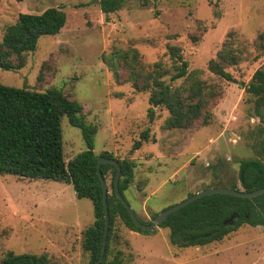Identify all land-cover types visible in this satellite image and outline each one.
I'll return each instance as SVG.
<instances>
[{
  "label": "rangeland",
  "instance_id": "rangeland-1",
  "mask_svg": "<svg viewBox=\"0 0 264 264\" xmlns=\"http://www.w3.org/2000/svg\"><path fill=\"white\" fill-rule=\"evenodd\" d=\"M49 7L66 12L65 26L42 36L21 69L0 67V83L39 91L56 87L79 101L87 122L98 127L96 154L107 151L135 161L124 195L142 222L206 188L236 183L243 189L240 161L258 157L264 139L246 91L256 69L264 66L257 42L264 30V0H220L218 5L216 0H130L108 15L99 0H0V42L20 13ZM225 41L241 55L226 65L232 81L208 67ZM169 45L180 46L189 62L187 75L177 80L171 79L178 63L170 58ZM131 50L138 52L135 65L144 72L155 71L153 63L160 62L161 79L174 88L200 78L209 122L168 128L166 106L155 107L151 120L150 91L135 88L124 66L122 55ZM61 125L68 162L87 146L67 116ZM144 130L150 139L133 150ZM106 181L111 190V174ZM94 220L92 200L79 198L71 183L0 174V255L45 253L51 264H90L82 237ZM111 247L122 252V264H264V225L245 224L220 241L179 247L172 244L169 228L157 226L145 234L118 218Z\"/></svg>",
  "mask_w": 264,
  "mask_h": 264
},
{
  "label": "trees",
  "instance_id": "trees-1",
  "mask_svg": "<svg viewBox=\"0 0 264 264\" xmlns=\"http://www.w3.org/2000/svg\"><path fill=\"white\" fill-rule=\"evenodd\" d=\"M130 0H99L105 14L118 11ZM144 4L150 0H142ZM220 0H216V5ZM218 15V12L215 11ZM67 21V14L61 7H49L40 13H20L15 23L6 26L0 42V67L5 70H18L25 66L27 56L36 49L39 39L44 35H55ZM257 42L264 50V30ZM170 58L176 61V71L172 80L188 73L189 62L178 45L168 46ZM241 55L228 41H225L215 58L210 59L208 67L217 75L234 80L227 64H235ZM125 67L135 88L150 91L148 115L154 119L157 106H166L170 116L168 128L192 126L202 119L208 98L200 78L194 77L190 86L172 87L162 78V64L154 62L155 71L137 68L138 52L131 50L122 55ZM130 60V62H129ZM132 62V63H131ZM116 77L119 79L117 72ZM246 91L254 103L253 116L258 117L261 131L264 132V66L256 69L246 85ZM67 116L69 122L81 129L87 148L66 162L63 151L61 121ZM98 127L87 122L84 106L71 98L62 89L50 87L44 91L27 87H16L0 83V174H13L33 179H46L71 183L79 198H90L94 206L95 220L83 231L82 246L90 255V264H97L102 254L105 231V206L103 188L98 174L100 156L115 158L122 171L119 189L124 192L134 178L136 163L129 158H116L107 151L99 155L95 152L94 135ZM149 130L141 132L132 149H139L144 141L150 139ZM258 157L240 161L239 180L243 190L251 191L264 186V139L259 142ZM103 175L111 174L107 203L110 212V225L105 254L101 264H122L123 255L111 247L114 226L118 218L133 231L150 234L152 231L138 227L128 209L115 192L117 166L103 163ZM231 188H239L234 183ZM158 213H154V218ZM148 221L147 223H150ZM264 225V193L253 197H242L226 193H212L201 196L172 212L159 225L170 229V240L179 247L202 246L222 240L242 225ZM0 264H51L47 254H17L5 251L0 255Z\"/></svg>",
  "mask_w": 264,
  "mask_h": 264
},
{
  "label": "water",
  "instance_id": "water-1",
  "mask_svg": "<svg viewBox=\"0 0 264 264\" xmlns=\"http://www.w3.org/2000/svg\"><path fill=\"white\" fill-rule=\"evenodd\" d=\"M103 163H112L115 164L117 166V173L115 176V192L118 196V198L124 203V205L126 206V208L128 209L133 221L135 222V224L138 227H141L145 230H149L152 231L154 230L157 226H159L166 218L169 214H171L172 212L180 209L181 207L185 206L186 204L194 201L195 199L207 195V194H212V193H226V194H231V195H236V196H242V197H253L256 195H259L261 193H264V186L257 188L255 190H251V191H247V190H243V189H239V188H231V187H211V188H206L204 190L198 191L194 194H191L188 198L182 200L181 202L174 204L172 206H169L168 208H165L164 210H162L161 212H159L150 223L147 222H142L136 212L134 211V209L131 207V205L129 204V202L126 200V198L123 196V194L121 193L120 189H119V179L121 176V165L119 163V161L115 158H108L106 156H100L99 157V161H98V174L101 180V184H102V188H103V199H104V206H105V231H104V235H103V246H102V254L101 257L98 259L97 264H101V259L103 257V255L105 254V250H106V245H107V241H108V232H109V225H110V212H109V207H108V203H107V197H108V193H109V188H108V184L106 181L105 176L103 175L101 166Z\"/></svg>",
  "mask_w": 264,
  "mask_h": 264
}]
</instances>
